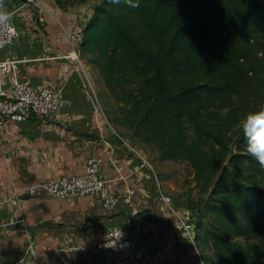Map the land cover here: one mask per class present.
Wrapping results in <instances>:
<instances>
[{
    "label": "trees",
    "instance_id": "1",
    "mask_svg": "<svg viewBox=\"0 0 264 264\" xmlns=\"http://www.w3.org/2000/svg\"><path fill=\"white\" fill-rule=\"evenodd\" d=\"M78 53L95 63L118 125L193 171L207 194L197 241L217 262L264 264V168L240 123L264 108V0H100Z\"/></svg>",
    "mask_w": 264,
    "mask_h": 264
},
{
    "label": "crops",
    "instance_id": "2",
    "mask_svg": "<svg viewBox=\"0 0 264 264\" xmlns=\"http://www.w3.org/2000/svg\"><path fill=\"white\" fill-rule=\"evenodd\" d=\"M94 6L88 0L65 10L55 0H39L36 6L0 0L1 8L15 12L18 29L15 43L0 51V61H19V78L35 88L55 87L61 99L56 114L10 120L0 130V264H103L101 258L70 248L101 242L108 229L121 225L131 212L125 202L130 189L140 219L152 229L143 241L163 252L162 264H224L214 259L209 245L176 242L174 225L192 210L176 204L163 209L156 178L169 193L146 159V144L97 109L82 63L68 56L78 52ZM0 75L5 84L14 78ZM91 157L103 159L101 177L119 196L117 207L102 208L96 196L60 199L25 193L43 180L83 174Z\"/></svg>",
    "mask_w": 264,
    "mask_h": 264
},
{
    "label": "built area",
    "instance_id": "3",
    "mask_svg": "<svg viewBox=\"0 0 264 264\" xmlns=\"http://www.w3.org/2000/svg\"><path fill=\"white\" fill-rule=\"evenodd\" d=\"M39 0H21L24 5L36 6ZM0 12L7 13V20H0V51L15 43L18 29L14 20V11L9 12L0 7ZM71 60L81 62L79 53L71 50L68 53ZM19 61L1 62L2 75L13 74L14 78L5 84L0 75V130L7 121L24 122L32 117L44 120L56 114L61 106L60 91L55 87L35 88L29 80L19 78L16 73ZM16 75V76H15ZM97 109L102 112L98 100L92 97ZM103 159L91 157L86 162L85 171L81 175L64 176L59 179L43 180L25 189V193L36 195L39 192L49 197L69 199L78 196H96L100 205L106 210L117 207L119 196L111 191L101 177ZM159 192V201L163 209L172 210V197L162 190L155 179ZM133 190H129L125 202L131 207L130 214L121 225L113 226L105 234L104 240L91 246L72 247L84 254L101 258L103 264H162V251H154L144 239L152 235L151 227L140 219V211L133 202ZM196 215L187 212L174 225L176 242L190 241L196 244ZM65 264H67L65 262Z\"/></svg>",
    "mask_w": 264,
    "mask_h": 264
},
{
    "label": "rangeland",
    "instance_id": "4",
    "mask_svg": "<svg viewBox=\"0 0 264 264\" xmlns=\"http://www.w3.org/2000/svg\"><path fill=\"white\" fill-rule=\"evenodd\" d=\"M89 1L95 5L100 0ZM81 63L84 70L83 76L92 97L98 100L99 106L108 120L111 123H115V121H117L115 117L116 115L118 116L117 108L112 98L109 96L102 79L96 72L97 67L95 63H87L84 60H81ZM120 131L126 137H129V133L126 129L123 128L120 129ZM145 156L147 161L152 164L160 181L164 184V189L167 190L172 197L174 204L187 206L194 212V209L198 208L202 201L205 200L207 194L196 187L191 168L185 162L161 161L159 159L158 150L148 144H146ZM203 249L205 252L208 251L206 246H204Z\"/></svg>",
    "mask_w": 264,
    "mask_h": 264
},
{
    "label": "clouds",
    "instance_id": "5",
    "mask_svg": "<svg viewBox=\"0 0 264 264\" xmlns=\"http://www.w3.org/2000/svg\"><path fill=\"white\" fill-rule=\"evenodd\" d=\"M8 18L7 13L0 12V20ZM240 123L248 155L264 168V108L246 114Z\"/></svg>",
    "mask_w": 264,
    "mask_h": 264
}]
</instances>
